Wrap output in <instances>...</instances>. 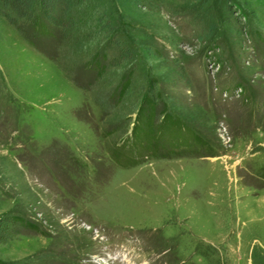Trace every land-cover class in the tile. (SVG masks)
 <instances>
[{"label": "rangeland", "instance_id": "obj_1", "mask_svg": "<svg viewBox=\"0 0 264 264\" xmlns=\"http://www.w3.org/2000/svg\"><path fill=\"white\" fill-rule=\"evenodd\" d=\"M74 1L0 16V264H264V0Z\"/></svg>", "mask_w": 264, "mask_h": 264}, {"label": "trees", "instance_id": "obj_2", "mask_svg": "<svg viewBox=\"0 0 264 264\" xmlns=\"http://www.w3.org/2000/svg\"><path fill=\"white\" fill-rule=\"evenodd\" d=\"M75 5L74 0H0V16L23 36L22 28L26 25H33L39 34H51V27L60 28L61 33L64 34L76 24L72 15ZM128 56L129 54L124 53L123 58ZM23 226L40 231L18 216H1L0 243L13 237L17 233V228Z\"/></svg>", "mask_w": 264, "mask_h": 264}]
</instances>
